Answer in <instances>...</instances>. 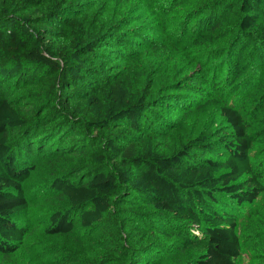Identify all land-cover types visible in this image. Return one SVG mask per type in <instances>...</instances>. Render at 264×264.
<instances>
[{
    "label": "trees",
    "instance_id": "obj_1",
    "mask_svg": "<svg viewBox=\"0 0 264 264\" xmlns=\"http://www.w3.org/2000/svg\"><path fill=\"white\" fill-rule=\"evenodd\" d=\"M92 6L102 9L100 0H0V254L23 245L24 186L31 162L46 157L50 190L68 207L49 217L47 236L92 233L119 214L129 237L140 226L174 241L120 264H167L172 253L239 264L231 211L264 194V75L248 84V116L228 100L253 60L264 68V0H218L174 50L143 25L130 30L147 14L139 7L135 23L103 14L98 33L87 30ZM70 28L76 37L64 35Z\"/></svg>",
    "mask_w": 264,
    "mask_h": 264
},
{
    "label": "rangeland",
    "instance_id": "obj_2",
    "mask_svg": "<svg viewBox=\"0 0 264 264\" xmlns=\"http://www.w3.org/2000/svg\"><path fill=\"white\" fill-rule=\"evenodd\" d=\"M60 1L62 0H57V3ZM182 1L134 0L133 5L147 14L144 15L141 24L137 23L131 26L130 30H136L140 25H143L144 29L154 33L153 36H149L150 38L147 36L146 38L158 43H167L173 50L176 47H186L190 37L198 33V22L194 18L215 7L218 0ZM54 2L55 0H50V5H54ZM100 3L102 9L93 10V6L92 9L88 7L87 13L91 15V18L87 19V30H91L95 21L103 14L105 20L112 22H115L114 19L127 23L137 21L135 7L127 9L124 7L126 4L121 3L120 0H100ZM92 15H94V20ZM117 24L123 26L122 23ZM95 28L91 31L98 33L95 32ZM74 29H68L64 35H69L71 38L76 37L78 31H74ZM228 30L229 26L225 25L216 34L220 36ZM99 33H101L100 30ZM188 51L192 50L188 48ZM100 65L97 64V66ZM115 65L118 64L115 63ZM263 75V66L256 59L253 60V71L243 81L241 90L232 95L228 103L241 108L244 115L248 116L250 112L246 110L247 99L249 94L254 91V88H249L248 84L261 81ZM194 124L195 121H192V125L188 124L189 132ZM261 150V147H256L254 151L253 162L255 164L263 160ZM31 163L35 165V171L24 186L29 202L28 232L18 253L12 256L0 254V264H78L76 259L80 260V264H120L121 256L124 253H131L133 249L143 250L137 252L143 253L152 245L173 247L174 241L165 240L155 232L156 230L152 231L150 228H140V226L132 228L133 226H130L128 230L131 234L130 237L127 236L123 228V218L119 214L107 215L105 224L92 233L76 230L70 236H47L45 230L49 224V217L68 207L60 199L58 193L50 190L49 184L52 179L46 157L40 159L39 162L32 161ZM229 202L226 200V203ZM219 209L221 208L219 207ZM231 213L239 215L238 233L242 245V255L238 263L264 264V238L260 235L264 231V194L255 204L235 207ZM179 230L183 233L187 232L184 228H179ZM195 260L194 255L181 256V253H172L167 264H193Z\"/></svg>",
    "mask_w": 264,
    "mask_h": 264
}]
</instances>
